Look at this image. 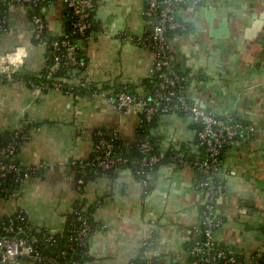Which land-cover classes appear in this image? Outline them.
<instances>
[{"label":"crops","instance_id":"obj_1","mask_svg":"<svg viewBox=\"0 0 264 264\" xmlns=\"http://www.w3.org/2000/svg\"><path fill=\"white\" fill-rule=\"evenodd\" d=\"M146 5L147 0H97L95 27L80 46L88 60L84 79L144 94L155 55L126 36L150 34L143 16ZM177 10L188 29L172 38L171 53L186 77L188 100L216 116L258 128L253 138L236 139L224 150L218 171L225 192L217 201L222 225L216 243L249 261L264 246V4L197 0ZM45 11L49 36L61 37L69 29L71 10L55 0ZM18 47L27 50L22 67L40 73L47 47L33 40L28 8L11 5L0 49L4 55ZM23 126L29 127L31 139L21 145L17 161L26 169H42L21 183L15 196H6L1 212L22 209L37 228L63 234L72 209L82 201L98 225L82 264H131L144 256L160 264L187 262L204 206L197 183L198 164L205 157L189 115L157 119L152 133L163 159L150 175L148 193L130 167L80 179L73 165L93 158L98 130L117 133L126 149L133 147L142 127L137 111H118L107 97L40 92L11 80L0 86V128Z\"/></svg>","mask_w":264,"mask_h":264},{"label":"built area","instance_id":"obj_2","mask_svg":"<svg viewBox=\"0 0 264 264\" xmlns=\"http://www.w3.org/2000/svg\"><path fill=\"white\" fill-rule=\"evenodd\" d=\"M197 0H147L143 16L147 21L150 34L146 37L126 36L132 42L140 44L155 55L156 70L160 72L155 88L144 98L137 99L122 91L118 93L93 92V98L107 97L118 111L128 113L137 111L141 125L150 124L157 115L183 113L192 118L197 126V139L205 152L204 159L198 164L201 174L197 187L204 196L201 211V222L196 236L190 239L189 258L185 264H264V246L252 255L249 261L242 259L229 247H219L215 240V232L222 225L217 214V201L225 192V185L216 181L221 165V156L236 139H251L258 128L250 123L235 121L226 116H216L203 107L190 102L185 93L186 78L177 74L173 67L170 32L175 35L184 33L187 23L180 19L177 6L183 3H196ZM71 10L69 29L58 38L50 40L46 17L39 8L46 10L52 0H0V32L8 30V8L11 5H22L31 13L33 40L36 44L52 47L53 54L46 56L55 63L61 60L65 65L84 66L85 62L77 59L78 43L82 42L93 26V13L97 0H63ZM175 37V36H174ZM23 50L20 60L13 62L18 51ZM13 58V59H10ZM27 57V50L18 47L12 52L0 56V75H6L7 82L13 80L12 74L19 71ZM72 83V81H68ZM17 83L36 91L46 92L51 89L73 95L72 88L63 82L25 81ZM31 139L28 126L11 131V136H0V203L6 196H15L16 188L21 183L38 175L42 167L26 169L17 161L21 145ZM117 133L106 134L102 130L96 132L95 154L88 162L73 161L80 171L91 170L95 175L114 171L121 167H131L145 192L150 190V175L162 162V155L156 152V144L150 135H143L138 141L139 154L134 157L123 155L116 150ZM177 159L184 163V155ZM98 225L85 215V203L79 201L70 213L67 224V235L63 244L59 242L57 233L37 228L24 210L19 209L12 214L0 211V264H24L33 261L36 264H78L72 255L87 251L90 238ZM197 235L200 239H197ZM148 243H146V247ZM145 245V244H144ZM46 248L57 250V254L48 253ZM71 256V257H70ZM131 264H160L159 262L140 257Z\"/></svg>","mask_w":264,"mask_h":264},{"label":"trees","instance_id":"obj_3","mask_svg":"<svg viewBox=\"0 0 264 264\" xmlns=\"http://www.w3.org/2000/svg\"><path fill=\"white\" fill-rule=\"evenodd\" d=\"M55 0H52V3ZM186 4V3H183ZM183 4H179L176 8L178 9L179 6L183 5ZM9 9L8 8V13H9ZM37 11L41 12L44 16H45V10L43 11V8H39ZM178 12V10H177ZM179 16V14H178ZM181 19V17H179ZM93 19V17H92ZM93 21V26L90 29V31L87 34V37L90 35V33L93 31L94 27H95V23H94V19ZM4 32H0V37ZM49 37L50 40H53V37H50L49 34L47 35ZM175 33L174 32H170L169 33V37L172 39L174 38ZM86 37V38H87ZM85 38V39H86ZM35 42V41H34ZM36 43V42H35ZM54 52V50L52 49V47L47 48V54L46 56H50L52 55ZM3 54V52L0 49V56ZM77 59L80 61H84L85 65L84 66H80V65H65V62L63 60H61L59 63H55L52 59H47V57L45 58V66L44 69L40 72V73H33L31 71H29L26 66H23L19 71L15 72L12 74V81L17 82L18 79H23L25 81H29V80H34L37 82L40 81H44V82H52V83H56V82H63L68 88H72L73 90V95H87L90 96L93 92H108V93H118V92H122L125 91L131 95H133L134 97H136L137 99L139 98H144L148 96H146V94L149 91H152L157 82L159 81V70L155 73H153V75L148 78L145 81V92L143 95H138L137 93H135V91L131 88V87H127L125 85H121V84H96V83H92V82H88L85 78V72H86V67H87V63L88 60L86 58V56L84 55L82 49L78 48L77 50ZM173 67L175 69V71L177 72L178 75L185 77L184 73L180 71L179 67H177V65H175V62L173 61ZM186 78V77H185ZM72 81V83L68 82V81ZM84 81H86L87 83H84ZM7 80H6V75H0V86L7 84ZM184 85H186V82L184 83ZM186 88V86H185ZM162 116V115H157L153 121L150 124H146L145 126L142 125L141 129H140V136L136 142V144L131 147L129 150L125 148V146H123L122 141L120 139H118V141L116 142V150L118 152H120L123 155H127L130 157H134L137 156L139 154L138 152V141L140 139V137H142L143 135H150L152 140L154 141V143L156 144V152L158 153V147H157V139L156 137L153 135L152 133V129L157 121V119ZM107 134V132H105ZM0 136L1 137H5V136H11V131H6L0 128ZM225 150V149H224ZM223 150V152H224ZM223 154V153H222ZM172 157V154L170 153L168 155V159H170ZM222 157V156H221ZM131 168V167H130ZM132 169V168H131ZM80 174V179H84V178H88L90 176H92L94 173L93 171L89 170H85V171H80L79 168L77 169ZM112 171L108 172L111 173ZM199 175L201 176L200 172ZM150 180V179H149ZM216 181L218 183H223L222 180L219 179V177L217 176ZM151 183V180H150ZM224 184V183H223ZM151 186V185H150ZM151 188V187H150ZM85 215H86V211H85ZM70 217V215H69ZM68 217V218H69ZM89 217V216H88ZM90 219V218H89ZM90 221H92L90 219ZM67 235V228L66 231L63 234H59L57 233V236L59 238V242L61 244H63V240L64 237ZM200 239V236L197 235V239ZM190 245V242H189ZM149 246V245H148ZM219 246V245H218ZM222 247V246H219ZM45 251H47L48 253H53V254H57L58 251L54 250L52 248H46ZM87 251L81 252V253H77L76 255H72V258L76 261V263L78 264H82L85 258V254ZM71 257V256H70ZM140 257H138L136 260L137 261ZM133 262V261H132Z\"/></svg>","mask_w":264,"mask_h":264},{"label":"clouds","instance_id":"obj_4","mask_svg":"<svg viewBox=\"0 0 264 264\" xmlns=\"http://www.w3.org/2000/svg\"><path fill=\"white\" fill-rule=\"evenodd\" d=\"M22 55H23V50L18 51L16 56H15V58H14V60H13V62L20 60V57ZM10 59H13V58L10 57Z\"/></svg>","mask_w":264,"mask_h":264},{"label":"water","instance_id":"obj_5","mask_svg":"<svg viewBox=\"0 0 264 264\" xmlns=\"http://www.w3.org/2000/svg\"><path fill=\"white\" fill-rule=\"evenodd\" d=\"M262 2H263V4H264V0H261ZM210 15V14H209ZM261 19H263L264 20V13L261 15V17H260ZM222 27H224V26H222ZM81 42H79L78 43V46H81Z\"/></svg>","mask_w":264,"mask_h":264},{"label":"rangeland","instance_id":"obj_6","mask_svg":"<svg viewBox=\"0 0 264 264\" xmlns=\"http://www.w3.org/2000/svg\"><path fill=\"white\" fill-rule=\"evenodd\" d=\"M5 205H6V202H5Z\"/></svg>","mask_w":264,"mask_h":264}]
</instances>
